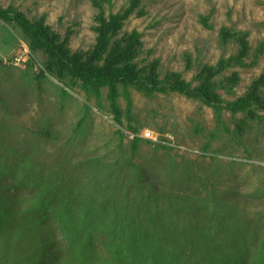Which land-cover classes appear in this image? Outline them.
<instances>
[{
  "label": "rangeland",
  "instance_id": "rangeland-1",
  "mask_svg": "<svg viewBox=\"0 0 264 264\" xmlns=\"http://www.w3.org/2000/svg\"><path fill=\"white\" fill-rule=\"evenodd\" d=\"M125 3L112 0L111 10ZM0 4L70 33L73 50L94 43L89 0ZM142 6L145 14L125 23L141 33V58H158L163 71L187 80L199 63L235 52L234 43H221V27L246 30L251 52L264 41V0ZM22 44L29 50L21 31L0 20V264H264V111L250 120L224 110L218 124L200 100L130 89L129 111L119 98L120 126L105 90L99 103L78 85L37 78L40 57L28 66ZM263 68L264 53L252 66L226 68L222 74L237 71L239 81L220 94L238 97ZM144 128L159 141L139 137L132 151L131 134ZM46 224L50 246L34 263L23 247L37 256Z\"/></svg>",
  "mask_w": 264,
  "mask_h": 264
},
{
  "label": "trees",
  "instance_id": "trees-1",
  "mask_svg": "<svg viewBox=\"0 0 264 264\" xmlns=\"http://www.w3.org/2000/svg\"><path fill=\"white\" fill-rule=\"evenodd\" d=\"M93 13L92 31L94 43L86 50H73L70 47V33L62 35L45 22V18H29L16 7L0 4V20L19 29L26 40L30 60L28 66L38 61L37 78L52 76L71 85H78L85 93L94 96L98 102L105 93L108 111L113 121L122 126L123 110L119 103L121 96L127 100V110H130L132 100L130 89L152 96L155 93L175 92L190 99L200 100L213 108L218 124L222 123V112L229 111L232 115L241 113L250 120L260 119V111H264V68L247 86L244 93L234 99H224L219 90L227 94L233 93V88L239 81L237 71L223 75V71L234 66L248 67L257 63L258 57L264 53V41L258 43L251 52L249 34L246 30H237L223 26L219 29V39L222 44L234 43L236 50L227 58L220 57L214 63H199L192 80H187L182 73L174 70H162L158 58H141L143 41L141 33L136 28L125 29L126 21L132 15H144L142 0H126L119 9L113 11L112 0H89ZM204 24L206 19L202 18ZM188 64H190V58ZM190 65L187 66L189 68ZM220 77V78H219ZM241 123L246 124L245 119ZM238 124L237 129L242 130ZM135 130L134 127L128 126ZM45 135L49 133L44 132ZM140 140L134 136L131 150L135 151ZM31 211L30 208L27 210ZM42 211H46L43 207ZM48 224L39 226V249L37 256L32 258L30 245H25L23 257L32 262L41 261L39 256L49 245L53 228ZM48 252V251H47ZM30 261V262H31ZM10 264L11 262H7Z\"/></svg>",
  "mask_w": 264,
  "mask_h": 264
},
{
  "label": "built area",
  "instance_id": "built-area-1",
  "mask_svg": "<svg viewBox=\"0 0 264 264\" xmlns=\"http://www.w3.org/2000/svg\"><path fill=\"white\" fill-rule=\"evenodd\" d=\"M22 46H23V50L20 54H22V53L28 54V52H29L28 48L24 44H22ZM19 60H21V58H19V56L15 57L16 62ZM131 136L132 137L137 136V137H140V138L152 141V142L159 141V135L154 130H151L149 128L142 129V131L140 132L139 135L131 134Z\"/></svg>",
  "mask_w": 264,
  "mask_h": 264
}]
</instances>
